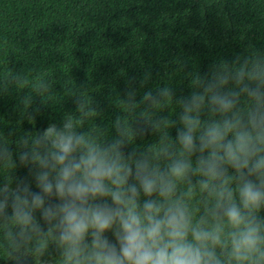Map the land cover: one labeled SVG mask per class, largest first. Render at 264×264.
<instances>
[{"label": "trees", "instance_id": "obj_1", "mask_svg": "<svg viewBox=\"0 0 264 264\" xmlns=\"http://www.w3.org/2000/svg\"><path fill=\"white\" fill-rule=\"evenodd\" d=\"M209 84L235 102L231 111L211 104ZM248 87L264 93V0H0V150L11 153L0 151V188L25 182L33 195L43 194L36 176L44 169L31 159L43 145L35 140L50 125L62 129L68 118L77 132L101 145L120 140L125 157L147 158L166 171L180 156L177 133L184 130L181 117L195 93L205 99L190 113L200 120L196 150L185 154L193 170L176 182L171 200H185L193 223L204 218L211 227L217 222L213 213L223 217V209L213 191L200 189L199 181L207 178L196 170L197 159L208 150L199 151L198 137L208 124L234 115L247 123L260 104ZM147 93L151 98L145 100ZM24 152L27 161L20 159ZM225 167L235 190L240 180ZM145 199L162 201L158 194L141 193V206ZM49 202L60 203L54 195L45 197V206ZM4 212L0 264H62L59 232L55 221L43 219L42 209L34 216L43 231L27 229L23 235L8 218L11 200ZM254 215L264 222V206ZM229 231L225 222L226 246L215 251L224 264H236ZM105 235L115 241L111 232Z\"/></svg>", "mask_w": 264, "mask_h": 264}, {"label": "clouds", "instance_id": "obj_2", "mask_svg": "<svg viewBox=\"0 0 264 264\" xmlns=\"http://www.w3.org/2000/svg\"><path fill=\"white\" fill-rule=\"evenodd\" d=\"M214 87L209 84L205 89L211 93V104L221 112L231 111L235 102L228 94L213 92ZM246 91L260 101L247 123L234 115L208 124L198 137L199 151L208 150L206 157L197 159L196 170L207 178L199 181L200 189L213 191L217 207L223 209V217L213 213L217 222L211 227H205L204 218L193 223L185 200H171L176 182L187 180L193 170L185 154L196 150L200 120L190 113L194 108L198 111L205 99L195 93L181 117L184 130L177 133L180 156L171 160L166 171L147 158L132 161L131 156L125 157L120 140L101 145L77 132L68 118L62 129L50 125L35 140L43 145L42 152L31 154L33 162L44 169L36 176L43 194L33 195L25 182L15 189L5 185L0 188V215L6 216L4 210L11 200L8 218L21 226L23 235L27 229L43 231L34 216L42 209L43 219L55 221L59 232L62 264H224L215 249L226 246L225 222L231 229L227 234L231 259L236 264H264V222L254 215L264 206V93L252 87ZM162 94L168 96V90ZM150 98L151 93L144 97ZM0 151L11 156L7 147ZM161 151L171 156L166 148ZM29 158L28 152L20 154L22 161ZM225 166L233 168L240 180L235 190L228 186L232 177ZM251 176L256 179L247 178ZM215 180L221 181L218 187L211 184ZM141 193L144 197L158 194L162 201L145 199L141 206ZM53 195L60 203L45 206V197ZM192 195L190 186L187 196Z\"/></svg>", "mask_w": 264, "mask_h": 264}]
</instances>
